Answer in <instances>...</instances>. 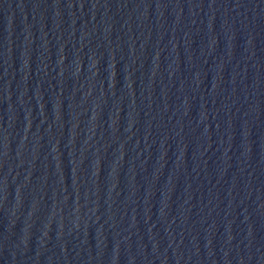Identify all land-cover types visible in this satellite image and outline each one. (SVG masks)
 Wrapping results in <instances>:
<instances>
[{"label": "water", "instance_id": "water-1", "mask_svg": "<svg viewBox=\"0 0 264 264\" xmlns=\"http://www.w3.org/2000/svg\"><path fill=\"white\" fill-rule=\"evenodd\" d=\"M0 264H264V0H0Z\"/></svg>", "mask_w": 264, "mask_h": 264}]
</instances>
